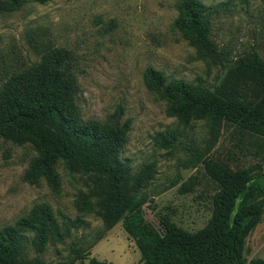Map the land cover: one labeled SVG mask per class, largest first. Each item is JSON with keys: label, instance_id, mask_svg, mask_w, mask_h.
<instances>
[{"label": "rangeland", "instance_id": "1", "mask_svg": "<svg viewBox=\"0 0 264 264\" xmlns=\"http://www.w3.org/2000/svg\"><path fill=\"white\" fill-rule=\"evenodd\" d=\"M179 1L52 0L0 14V83L11 71L36 61V48L45 43L70 49L82 115L103 120L117 114L123 122L130 119L121 157L134 168L143 162L156 165L154 177L145 186V219L161 229L158 218L167 217L193 232L211 217L217 189L203 161L194 163L189 148L202 149L207 130L202 121L183 127L168 115L165 100L146 87L144 71L152 66L162 70L167 80L214 85L230 62L198 58L174 24ZM202 1L221 8L211 27L219 48L231 57L255 48L264 59V0ZM30 29H34L36 40L28 41L26 31ZM167 130L177 131L172 146L159 140L158 134ZM239 139L231 127L221 130L205 156L228 158L234 168L254 167V178L264 185V138L261 147L246 136ZM34 156L36 150L29 142L0 136V227L43 202L50 205L59 222L79 219L80 223L62 240H50L42 251L29 243L27 259L65 264L74 257L73 249H85L94 241L74 264H89L92 257L104 264H140V253L120 221L105 230L95 212L79 210L77 197L88 190L87 175L69 172L60 161L58 190L43 177L30 183L24 175ZM244 255L247 259L264 258V212L245 240Z\"/></svg>", "mask_w": 264, "mask_h": 264}, {"label": "trees", "instance_id": "2", "mask_svg": "<svg viewBox=\"0 0 264 264\" xmlns=\"http://www.w3.org/2000/svg\"><path fill=\"white\" fill-rule=\"evenodd\" d=\"M49 1L0 0V14L16 12L28 3ZM176 8L174 24L195 48L198 58L230 62L214 85L181 78L167 80L162 70L152 66L144 71L146 87L165 100L168 115L183 127L197 121L206 127L205 146H189L194 163L203 161L217 187L212 215L202 228L187 231L167 217H159L161 229H157L145 219V186L154 177L156 165L143 162L134 168L121 157L130 119L123 122L117 114L103 120L82 115L70 49L45 43L34 50L36 61L3 78L0 136L29 142L35 148L36 156L24 175L30 183L43 177L58 190L60 161L69 172L87 175L88 190L80 191L77 197L79 210L95 212L105 230L120 221L140 253V264H264V258L247 259L244 255L245 240L264 212V185L254 178V167L234 168L228 158L205 156L220 131L229 127L239 134V140L246 136L261 147L264 59L255 48L236 57L219 48L211 34L219 5L180 0ZM33 33L34 29L26 31L28 41L36 40ZM158 135L162 144L172 146L177 131ZM79 223V219L59 222L47 203L34 205L27 215L0 227V264H49L38 257L27 259L29 243L42 251L50 240H62ZM92 243L85 249H73L74 257L65 264L84 257ZM89 264L104 262L92 257Z\"/></svg>", "mask_w": 264, "mask_h": 264}]
</instances>
